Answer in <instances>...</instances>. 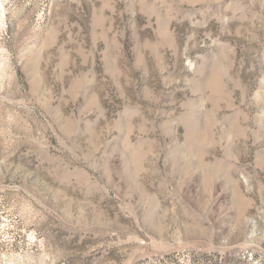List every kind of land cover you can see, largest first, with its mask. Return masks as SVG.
Masks as SVG:
<instances>
[{
  "label": "rangeland",
  "instance_id": "obj_1",
  "mask_svg": "<svg viewBox=\"0 0 264 264\" xmlns=\"http://www.w3.org/2000/svg\"><path fill=\"white\" fill-rule=\"evenodd\" d=\"M0 264H264V0H0Z\"/></svg>",
  "mask_w": 264,
  "mask_h": 264
}]
</instances>
